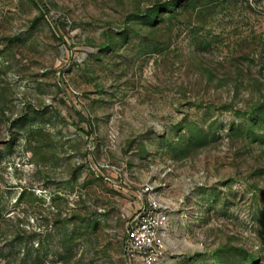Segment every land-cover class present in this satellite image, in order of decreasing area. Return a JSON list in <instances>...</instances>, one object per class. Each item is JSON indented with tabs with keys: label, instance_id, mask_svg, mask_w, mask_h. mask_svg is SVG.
I'll use <instances>...</instances> for the list:
<instances>
[{
	"label": "rangeland",
	"instance_id": "374dc122",
	"mask_svg": "<svg viewBox=\"0 0 264 264\" xmlns=\"http://www.w3.org/2000/svg\"><path fill=\"white\" fill-rule=\"evenodd\" d=\"M264 264V0H0V264Z\"/></svg>",
	"mask_w": 264,
	"mask_h": 264
},
{
	"label": "built area",
	"instance_id": "2783aa9c",
	"mask_svg": "<svg viewBox=\"0 0 264 264\" xmlns=\"http://www.w3.org/2000/svg\"><path fill=\"white\" fill-rule=\"evenodd\" d=\"M140 193L143 205L128 224L123 255L128 264H158L166 249L169 206L150 183Z\"/></svg>",
	"mask_w": 264,
	"mask_h": 264
},
{
	"label": "crops",
	"instance_id": "0c3cea01",
	"mask_svg": "<svg viewBox=\"0 0 264 264\" xmlns=\"http://www.w3.org/2000/svg\"><path fill=\"white\" fill-rule=\"evenodd\" d=\"M141 194V193H140ZM142 196V195H141ZM142 198H143V196H142Z\"/></svg>",
	"mask_w": 264,
	"mask_h": 264
}]
</instances>
